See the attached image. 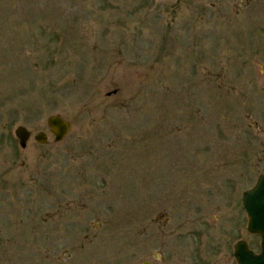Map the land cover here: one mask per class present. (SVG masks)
Returning <instances> with one entry per match:
<instances>
[{
	"label": "rangeland",
	"instance_id": "1",
	"mask_svg": "<svg viewBox=\"0 0 264 264\" xmlns=\"http://www.w3.org/2000/svg\"><path fill=\"white\" fill-rule=\"evenodd\" d=\"M262 173L264 0H0V264H238Z\"/></svg>",
	"mask_w": 264,
	"mask_h": 264
},
{
	"label": "water",
	"instance_id": "2",
	"mask_svg": "<svg viewBox=\"0 0 264 264\" xmlns=\"http://www.w3.org/2000/svg\"><path fill=\"white\" fill-rule=\"evenodd\" d=\"M50 132L56 141H62L72 128V122L60 114H52L47 118ZM22 147H26L31 137V131L23 125L15 130ZM35 139L46 144L49 142L48 134L37 132ZM243 205L248 214V231L261 236V251L253 250L249 243L242 239L234 246L235 258L238 264H264V173L258 176L256 184L243 192Z\"/></svg>",
	"mask_w": 264,
	"mask_h": 264
},
{
	"label": "flooded vegetation",
	"instance_id": "3",
	"mask_svg": "<svg viewBox=\"0 0 264 264\" xmlns=\"http://www.w3.org/2000/svg\"><path fill=\"white\" fill-rule=\"evenodd\" d=\"M206 264H212V263H206Z\"/></svg>",
	"mask_w": 264,
	"mask_h": 264
}]
</instances>
